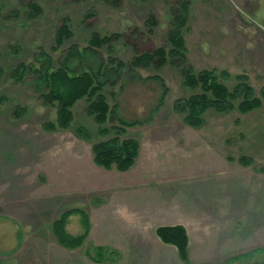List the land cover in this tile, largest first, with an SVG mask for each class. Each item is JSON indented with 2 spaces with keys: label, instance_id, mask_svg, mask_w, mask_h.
<instances>
[{
  "label": "rangeland",
  "instance_id": "374dc122",
  "mask_svg": "<svg viewBox=\"0 0 264 264\" xmlns=\"http://www.w3.org/2000/svg\"><path fill=\"white\" fill-rule=\"evenodd\" d=\"M183 1L0 0V264H72L77 259L70 260L69 248L51 230L65 209L78 206L89 213L94 233L77 250L95 253L97 240L118 238L123 222L116 219L126 217L112 199L118 187L144 180L163 188L173 180L185 191L186 204L199 188L217 181L213 175L223 173L236 181L235 205L245 207L236 236L246 247L227 264H264V0H190L184 29L189 59L135 65L136 55L169 47L168 31ZM32 3L42 7L38 15ZM66 18L72 36L57 44L56 31ZM92 33L113 36L95 47ZM73 50V71L98 73L102 94L117 106L106 125L119 124L121 118L135 122L121 133L142 143L128 172L94 162L93 142L114 133L98 132L86 98L74 106L70 127L46 125L55 121L58 108L45 98L41 75L50 68L44 56L53 58L51 68H59ZM20 63L27 65L22 75L13 71ZM189 66L226 70L229 76L222 77L230 88L238 82L236 75L246 74L262 105L242 113L235 100L224 112L209 109L200 127L186 124L176 102L200 92L199 86L185 83ZM79 127L88 139L76 132ZM241 156L250 164H243ZM238 172L247 173L250 182ZM67 227L72 234L82 233L81 215L73 214ZM108 244L113 248L112 241Z\"/></svg>",
  "mask_w": 264,
  "mask_h": 264
},
{
  "label": "trees",
  "instance_id": "16d2710c",
  "mask_svg": "<svg viewBox=\"0 0 264 264\" xmlns=\"http://www.w3.org/2000/svg\"><path fill=\"white\" fill-rule=\"evenodd\" d=\"M30 8L33 15H38L42 10V7L37 3H32ZM189 9L190 0H185L175 10L173 17L174 24L168 31L169 47L160 46L153 51L136 55L133 60L135 65L149 64L152 61H156L159 66H162L169 60L175 62L177 58L184 61L189 59L185 31L189 18ZM72 32L70 22L66 18L56 31L55 38L57 44H63L66 39L72 36ZM112 36H101L99 33H92L90 44L95 47H101L106 42H109ZM73 53L74 50L68 55L67 61L59 68H51L53 58L49 55L44 56L50 68L46 69L41 75V81L47 89L45 98L48 103L55 104L58 108L55 121L48 122L46 125L49 129L70 127L74 121V106L78 101L86 98L88 102L87 112L98 124V132L105 135L114 133L113 136L93 142L92 154L94 162L106 169L115 168L119 171H127L136 162L140 143L134 137H121V133L124 132L123 129L127 125L135 122L121 118L119 119V124L106 125L114 112L116 113L117 106L112 107L107 101L106 96L102 94L101 89L104 83L98 80V73L84 71L77 74L73 71V65H71ZM122 65L121 61L118 62L117 68ZM102 68L103 66L99 68V73L103 72ZM26 70L27 65L20 63L13 71L22 75ZM116 71L117 69H115ZM2 73L0 53V74ZM184 73L186 84H189L191 87H200V92H195L188 97L179 99L175 105L185 114L184 122L190 126L195 128L202 126L205 122V114L209 109L213 108L216 111L224 112L234 106L233 101L235 100L239 101L236 108L242 113L251 112L262 105V99L256 95L255 88L249 82L246 74L236 75L238 82L233 88H230L222 77L229 76L226 70L219 71L213 67L193 71L192 66H189L185 69ZM163 93L164 98L167 93V87L164 88ZM76 132L84 135L86 138L88 136L82 127L77 128ZM240 161L245 165H249V162H251L245 156H241ZM73 214L81 215V224L84 231L80 234H72L67 230L69 218ZM90 228L89 213L83 207L78 206L65 209L51 225V230L58 242L70 249L78 248L85 243ZM156 232L162 241L174 244L178 248L182 259L188 261L189 238L185 226H159ZM95 250H97L94 253L95 255L92 254L91 250H87V254L90 258L100 261L104 260L106 255L113 254L114 252L103 247H96Z\"/></svg>",
  "mask_w": 264,
  "mask_h": 264
},
{
  "label": "crops",
  "instance_id": "0c3cea01",
  "mask_svg": "<svg viewBox=\"0 0 264 264\" xmlns=\"http://www.w3.org/2000/svg\"><path fill=\"white\" fill-rule=\"evenodd\" d=\"M141 153L142 143L138 157ZM128 171L130 170L126 172ZM153 173L151 174L154 175ZM237 175L245 176L247 178L245 182H250L247 173L238 172ZM213 176H216L213 180L217 181L211 183L208 188H199L193 198H188L186 204L182 196L185 191L173 180L166 181L172 185L163 188L152 187L150 182L144 180L118 187L116 189L118 195L115 198H112L111 194L107 197L108 200L112 198L117 204L116 209L126 216L116 219L117 222H123L122 228L116 231L118 238L115 240L101 238L94 243L95 248L103 247L114 251L105 257L106 259L107 256H111L113 259L106 262L105 259L100 261L90 258L87 250L85 252L77 250L80 246L75 249L69 248L70 260L77 259L72 264H227L229 258L235 253H241L246 247L244 238L236 236L238 225L245 219V207L236 206L234 203L236 181L231 173ZM245 182L237 185H245ZM153 193L156 198L153 197ZM224 193L226 200H221ZM239 197L244 199V195L239 194ZM57 218L58 216L55 219ZM167 225L185 226L189 238L188 261L182 259L174 244L166 243L158 236L157 228ZM93 233L91 221L88 237ZM239 238L240 246L234 250L233 243ZM111 241L113 248L106 247L105 245H109ZM57 254L62 255L61 251Z\"/></svg>",
  "mask_w": 264,
  "mask_h": 264
}]
</instances>
